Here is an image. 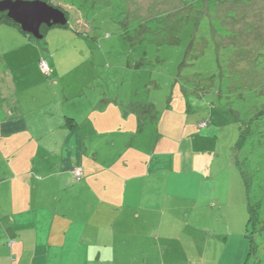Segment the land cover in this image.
<instances>
[{
    "label": "crops",
    "instance_id": "obj_1",
    "mask_svg": "<svg viewBox=\"0 0 264 264\" xmlns=\"http://www.w3.org/2000/svg\"><path fill=\"white\" fill-rule=\"evenodd\" d=\"M43 40L0 23V264H241L246 234L202 223L231 203L209 184L212 118L69 92L60 41ZM184 98V113L204 105Z\"/></svg>",
    "mask_w": 264,
    "mask_h": 264
},
{
    "label": "rangeland",
    "instance_id": "obj_2",
    "mask_svg": "<svg viewBox=\"0 0 264 264\" xmlns=\"http://www.w3.org/2000/svg\"><path fill=\"white\" fill-rule=\"evenodd\" d=\"M50 4L67 15L68 23L46 29L43 42L60 41L59 74L69 92H109L112 101L116 95L129 101L131 94L135 101L154 102L160 118L172 108L183 117H210L219 126L208 149L221 180L212 178L209 184H221L224 192L228 187L231 203L221 211L226 223L210 224L205 216L202 223L245 238L243 171L257 219L249 229L254 252L241 264H264V0ZM196 92L203 107L184 113V96ZM224 107L228 113L216 114Z\"/></svg>",
    "mask_w": 264,
    "mask_h": 264
},
{
    "label": "water",
    "instance_id": "obj_3",
    "mask_svg": "<svg viewBox=\"0 0 264 264\" xmlns=\"http://www.w3.org/2000/svg\"><path fill=\"white\" fill-rule=\"evenodd\" d=\"M0 14L38 41L43 39L42 27H65L68 23L63 11L40 0H0Z\"/></svg>",
    "mask_w": 264,
    "mask_h": 264
},
{
    "label": "trees",
    "instance_id": "obj_4",
    "mask_svg": "<svg viewBox=\"0 0 264 264\" xmlns=\"http://www.w3.org/2000/svg\"><path fill=\"white\" fill-rule=\"evenodd\" d=\"M40 1H43V2L51 5L50 4V0H40ZM66 18H67V15H66ZM196 22H199V19H197ZM0 23H9V24H13L14 26L18 27L16 24H14L13 22L9 21L5 17L4 14H0ZM45 30H46V28L42 27L41 28V33L43 34ZM149 107H152V105H149ZM202 122H204V121H202ZM240 174H241V177L244 180V185H245V189H246V192H245V195H246V208H247V212H248V220H247V228H246V232H247L246 238H247V240L249 242V255H251L254 252L253 251L254 250V242L251 239L252 237L249 236V229H250L251 226H254V223H256L257 217L255 216L254 204L252 203V201H250V190H249L250 185H249L248 177H247V175L243 171H240Z\"/></svg>",
    "mask_w": 264,
    "mask_h": 264
},
{
    "label": "built area",
    "instance_id": "obj_5",
    "mask_svg": "<svg viewBox=\"0 0 264 264\" xmlns=\"http://www.w3.org/2000/svg\"><path fill=\"white\" fill-rule=\"evenodd\" d=\"M39 68L44 74H47L49 72L48 64L44 59L39 61ZM199 126L200 128H205V126L207 125L205 122H201ZM73 177L76 181H79L81 179V171L79 169L74 170Z\"/></svg>",
    "mask_w": 264,
    "mask_h": 264
}]
</instances>
